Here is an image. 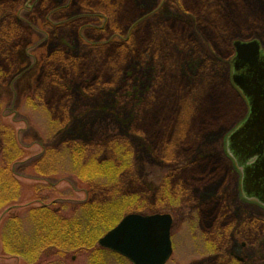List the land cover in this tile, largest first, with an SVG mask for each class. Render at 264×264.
Listing matches in <instances>:
<instances>
[{
  "label": "rangeland",
  "instance_id": "374dc122",
  "mask_svg": "<svg viewBox=\"0 0 264 264\" xmlns=\"http://www.w3.org/2000/svg\"><path fill=\"white\" fill-rule=\"evenodd\" d=\"M193 1L186 8L204 11ZM186 8L173 0H0V158L5 145L23 151L11 165L26 189L23 205L72 214L98 202L107 227L129 214H170L167 264H264V206L243 197L233 161L217 170L206 159L228 155L227 137L249 114L232 80L234 42L259 40L264 54V0H215L199 19ZM179 139L186 145L168 159ZM77 141L89 157L108 147L99 158L105 169L124 161L120 183L98 181L102 192H89L73 160ZM41 159L46 174L33 167ZM2 249L0 264H24ZM63 264L89 258L71 253Z\"/></svg>",
  "mask_w": 264,
  "mask_h": 264
},
{
  "label": "trees",
  "instance_id": "16d2710c",
  "mask_svg": "<svg viewBox=\"0 0 264 264\" xmlns=\"http://www.w3.org/2000/svg\"><path fill=\"white\" fill-rule=\"evenodd\" d=\"M173 1L177 4V7H179L181 11L183 6L186 8L184 3L187 0ZM193 2L196 7L201 6L204 11L199 13L195 9L186 8V13L190 14L193 12L199 19V16L202 15H205L206 17V6L214 4L215 0H210V4H204L205 2L201 0H195ZM218 5H221V2H218ZM112 42L113 43L111 44H115V47L119 50H125L126 54L131 52L129 44L120 43V41L116 40H113ZM212 43L214 42L212 41L211 44ZM210 64L212 65V63ZM137 68L138 64L132 69L135 71ZM208 114L211 116L210 112H208ZM194 115L195 112L191 116H188L189 120H192ZM201 121L204 123V126L209 127L213 125V123L208 121L207 118H203ZM186 131L187 127L183 133ZM196 138L197 136L194 137V139ZM180 140L182 139H179L178 141ZM67 142L68 144H65V151L69 153V138H66V143ZM112 142L113 141L111 140L108 144ZM13 143L16 144L15 141H13ZM173 144L174 151L171 144H169L167 154L165 153L168 155V159H176L178 157L177 154H179V152L175 150L183 148L182 146L184 145V141H180L179 144L176 142ZM12 146L13 144L11 145V148L9 147L8 149L5 145L3 158H0V212L4 208H7V214L2 219L0 225V242L2 244V251L4 255L22 256L24 264H63L69 254L86 252L89 258V264H108L110 257H113L121 264H125V262L132 264L123 256L99 245V239L116 224L115 223L113 226L108 225L107 227L109 218L101 215L104 205L88 200L76 209L77 212L79 211L78 213L74 210L72 214H70V212L64 214L62 212V210L64 211V208L60 211L57 208H53V206L51 207L47 205H23L24 192L26 189L25 186L21 184V182L13 175L11 168V165L18 160L19 155L21 153L23 154V151L19 150L18 145H16V149H13ZM176 147H178V149ZM126 148L129 151V148ZM72 149L74 164L82 169L81 178L83 177L84 179L82 182L87 184L89 192H94L96 189H99V191L102 192V188L97 183L98 181H109V184L103 185L104 187L120 183L121 174L124 171L123 160L120 166L115 165V162L112 163L110 166L113 170L105 169L103 168L104 166L99 163L100 155L104 154L105 150L109 149L108 147L103 146V149L100 152H95L93 157H91L92 155L89 157L90 152H87L86 147L79 141L76 142ZM10 153H12V156ZM126 154H128V152ZM120 157L122 159L124 156L121 154ZM116 158H118V156ZM205 160L206 159L202 161ZM45 162L46 159H41L39 163H36L37 165L34 164V169L39 168L38 171L46 174V166L44 165ZM117 203L120 204V202ZM18 206H20L18 212H12V209ZM28 219L32 223V231L30 234L29 229L25 227L24 223V221Z\"/></svg>",
  "mask_w": 264,
  "mask_h": 264
},
{
  "label": "water",
  "instance_id": "95a60500",
  "mask_svg": "<svg viewBox=\"0 0 264 264\" xmlns=\"http://www.w3.org/2000/svg\"><path fill=\"white\" fill-rule=\"evenodd\" d=\"M233 58L235 86L249 105V115L242 125L230 135L229 143L235 150L242 147L247 159L258 157L264 162V54L259 40L235 41ZM245 174V173H244ZM243 182L245 184V177ZM250 180V179H249ZM251 181V180H250ZM257 189H260L256 186ZM264 205V200H260ZM173 218L170 214H129L105 236L99 245L117 253L132 264H167L173 254Z\"/></svg>",
  "mask_w": 264,
  "mask_h": 264
},
{
  "label": "flooded vegetation",
  "instance_id": "af4514ba",
  "mask_svg": "<svg viewBox=\"0 0 264 264\" xmlns=\"http://www.w3.org/2000/svg\"><path fill=\"white\" fill-rule=\"evenodd\" d=\"M233 71H234V69H233ZM248 110H249V108H248ZM246 119H247V116H246L244 121H246ZM243 122L240 123V121H239L240 125L237 126L229 134V136L226 139L227 142H226V150L225 151L227 152L228 155H225V153H224V157L223 158L220 157V159L217 160L215 158V155L212 154V155L208 156L209 158H206V159H208V162H209L208 164L213 165L211 167L214 169H217V170L221 169L220 167L222 164H227L229 161H231V163H232V161H233L236 165V169L239 170V172H240L238 174L237 170L235 171L238 175V181H240V184L238 186L240 188V192L242 193L243 197L247 200H255V201H257L263 205V203L260 200L261 199L264 200V162H262V163L257 162L258 157H253V158L247 159V157H245V155H243L241 153L243 150L242 147H238L237 150L234 151L235 153L239 154V155H237V157H234V155H232V153H230L229 148H228V145L230 144V148L231 149L233 148V150H235L234 144L231 142L229 143L228 139H229L230 135L232 133H234L242 125ZM213 142H215V141H213ZM215 162H217V163H215ZM228 170L230 171V166H228ZM239 175H240V177H239ZM244 175H246L245 176L246 177L245 178V184L243 182ZM237 184H238V182H237ZM256 186L260 189H257ZM240 260H243V259H240Z\"/></svg>",
  "mask_w": 264,
  "mask_h": 264
}]
</instances>
